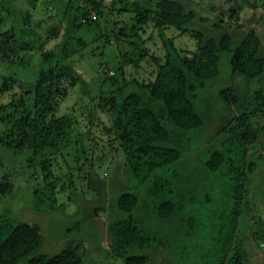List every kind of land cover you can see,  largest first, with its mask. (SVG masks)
<instances>
[{
  "label": "rangeland",
  "instance_id": "1",
  "mask_svg": "<svg viewBox=\"0 0 264 264\" xmlns=\"http://www.w3.org/2000/svg\"><path fill=\"white\" fill-rule=\"evenodd\" d=\"M137 1L155 7L158 0H125L124 7L128 8L122 11L114 7L111 0H69V7L60 0H9L22 17L19 26L22 28V39L17 44V56H12V62L5 56L3 47L7 42L5 39L11 37L13 43L15 38L10 33H4L12 32L13 25L18 22L7 9L5 1L0 0V36L3 34L5 40L2 42L0 39V184L12 181L15 185L14 191L7 194L0 192V228L7 221L18 220L39 225L43 239L30 257L54 255L65 248H72L77 242L82 245L80 252L85 264H125L124 257L113 256L110 252L109 224L125 214L118 209L117 198L120 191L127 187V182L135 184L139 181L134 166H139L141 173L146 172L148 167L129 159L114 125L115 115L102 109L100 97L102 88L110 83H106V79L113 76L121 65V52L132 48L130 41L135 37L131 35L132 28L126 27V24H132L136 12L133 2ZM182 1L187 10H195L197 16L207 17L206 20L197 18L207 34L216 22L235 36L245 35L256 28L262 38L258 54H264V0ZM99 2V9L93 8ZM69 10L77 14L78 22L82 21L85 12L90 11L98 13L99 20L83 23L73 31L86 44L71 38L68 43L70 55L58 67L59 53L56 49L67 35ZM122 27H126L127 34L121 38L127 41L119 43L116 33ZM146 27L148 31L142 36L152 32L154 37L145 45H151V50L163 55L166 48L159 35L161 29L153 28L152 24ZM164 30L166 35L174 36L179 49H196L197 38L192 34H179L174 26ZM137 41L139 45L143 44L141 40ZM139 51L132 52L134 57L139 56ZM233 51L220 52L219 75L207 80L206 87L200 90L197 104L200 109L206 110L209 121L202 139L192 148L196 158L189 164L195 167L201 164L210 145L218 143L222 128L236 113L233 107L216 98L218 92L235 83L242 90L256 88L263 79H249L234 73L231 61ZM126 67L128 77L146 80L154 78L158 69L150 56L142 59L140 65L129 63ZM75 72L81 74L84 80H79L65 98L58 95L54 117L61 119L57 124L64 132L55 138L54 135H47L54 124H51L52 117L43 119L41 113L48 107V97L56 87V77L63 76L62 80H65L66 75ZM52 141L62 143V148L48 157L50 177L47 179L39 152ZM203 183L199 196L211 193L213 197H218L217 188L205 185L206 179ZM34 188H40L42 192L36 194ZM260 190L263 191V188ZM137 192L142 198L140 209L146 205V200L140 189ZM216 206L218 209L222 207L219 202L197 207L199 229L196 236H189L187 230L178 235L172 225L165 227L163 223L156 222L152 229L158 237L153 246L158 241L164 243L154 249L151 264H206L207 258L217 257L219 254L210 250L215 244L213 239L218 223L219 210ZM258 222L264 224V202L255 208L248 221L250 230L257 227L260 239L254 243L249 238L248 258L244 264H264V225L258 228ZM192 247L195 249L192 250Z\"/></svg>",
  "mask_w": 264,
  "mask_h": 264
},
{
  "label": "trees",
  "instance_id": "2",
  "mask_svg": "<svg viewBox=\"0 0 264 264\" xmlns=\"http://www.w3.org/2000/svg\"><path fill=\"white\" fill-rule=\"evenodd\" d=\"M4 1L18 22L13 25L12 32L4 33H10L15 38L13 43L11 37L5 39L7 42L3 47L5 56L14 62L12 56H17V44L22 39V28H19L22 17L9 0ZM60 1L70 6L69 0ZM124 2L111 0L113 6L121 11L128 8L124 7ZM100 3L93 8L99 9ZM133 6L136 12L132 24H126V27L132 28L131 35L135 37L130 41L132 48L121 52V65L113 76L106 79V83H110L102 88L100 98L102 109L115 115L114 125L129 159L146 164L148 168L141 173L139 166H134L139 181L135 184L127 182V187L118 194V209L126 215L109 224L112 240L110 252L113 256L124 257L125 264H151L155 250L164 243L158 241L153 246V241L158 237L152 229L156 222L163 223L165 227L172 225L178 235L187 230L189 236H196L199 229L196 223L197 207L219 202L223 208L218 209L216 206L219 210L218 223L213 239L215 244L210 248L219 255L209 257L205 262L244 264L248 258L249 238L254 243L260 239L257 227L250 230L248 221L255 208L264 202V54H258L262 47L261 35L256 28H252L245 35L235 36L223 30L220 22L210 27L207 34L197 21V18L206 20L207 17L197 16L195 10H187L182 0H158L155 7L137 1L133 2ZM92 14L91 11L85 12L82 21L78 22L77 14L69 10L67 35L56 49L59 53L58 67L70 55L68 43L71 38L86 44L85 40L76 36L74 30L83 23L99 20V14L96 13V19L84 21ZM147 24L161 29L159 35L166 48L163 55L151 50V45H145L146 41L154 37L152 32L146 37L142 36L148 31ZM169 26L176 27L179 34L190 33L195 36L196 49H179L174 36L165 33L164 28ZM126 27L116 33L119 43L127 41L121 38L127 34ZM0 39L5 41L3 34ZM138 39L144 46L139 45ZM230 49L234 50L231 60L234 73L249 79H263L256 88L242 90L235 83L218 92L216 98L233 107L236 113L222 128L218 143L210 145L204 152L201 164L195 167L189 164L196 158L192 148L202 139L209 121L206 110L198 107L197 100L200 90L206 87V81L216 78L220 73V52ZM138 50L139 56L136 58L132 52ZM147 56L153 58L158 66L155 77L149 80L128 77L126 66L129 63L140 65V61ZM62 77H56V87L48 97V107L41 113L43 119L52 117L51 124H54L47 135H54L55 138L64 132L62 126L57 124L61 119L54 117L58 97L65 98L79 80H84L76 72L66 75L65 80ZM67 79L69 82H66ZM61 144L49 142L39 152L47 179L50 177L48 157L60 151ZM205 179V185L218 189V197H213L211 193L204 197L198 195ZM14 189L12 181L0 184L3 194ZM138 189L146 200V205L140 209L142 198ZM34 192L40 194L42 190L34 188ZM259 222L258 228L264 225ZM42 239L39 225L24 220L7 221L0 228V264H85L80 252L82 245L77 242L72 248H65L54 255L30 257ZM262 243L264 246V241ZM195 248L192 247V250Z\"/></svg>",
  "mask_w": 264,
  "mask_h": 264
},
{
  "label": "built area",
  "instance_id": "3",
  "mask_svg": "<svg viewBox=\"0 0 264 264\" xmlns=\"http://www.w3.org/2000/svg\"><path fill=\"white\" fill-rule=\"evenodd\" d=\"M97 17H98V15L96 13H93L91 15V17L84 18V21H90L91 19H96Z\"/></svg>",
  "mask_w": 264,
  "mask_h": 264
}]
</instances>
